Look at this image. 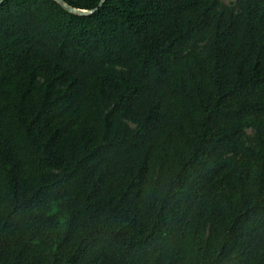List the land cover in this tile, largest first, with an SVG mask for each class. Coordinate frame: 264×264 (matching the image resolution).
Here are the masks:
<instances>
[{"label":"trees","instance_id":"obj_1","mask_svg":"<svg viewBox=\"0 0 264 264\" xmlns=\"http://www.w3.org/2000/svg\"><path fill=\"white\" fill-rule=\"evenodd\" d=\"M0 5V264H264V0Z\"/></svg>","mask_w":264,"mask_h":264},{"label":"water","instance_id":"obj_2","mask_svg":"<svg viewBox=\"0 0 264 264\" xmlns=\"http://www.w3.org/2000/svg\"><path fill=\"white\" fill-rule=\"evenodd\" d=\"M5 0H0V5L2 2H4ZM56 2H58L60 4V6L65 9L66 11L73 13V14H77V15H81V16H85L90 14L93 10H85V9H79V8H74L69 6L68 4H66L63 0H55ZM105 0H101L99 3V6L104 2Z\"/></svg>","mask_w":264,"mask_h":264},{"label":"rangeland","instance_id":"obj_3","mask_svg":"<svg viewBox=\"0 0 264 264\" xmlns=\"http://www.w3.org/2000/svg\"><path fill=\"white\" fill-rule=\"evenodd\" d=\"M232 0H224L225 4H229Z\"/></svg>","mask_w":264,"mask_h":264}]
</instances>
